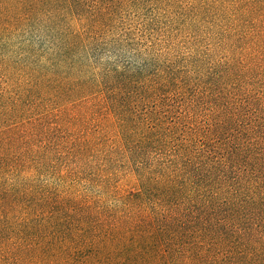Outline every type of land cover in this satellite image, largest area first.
Here are the masks:
<instances>
[{
  "label": "trees",
  "instance_id": "obj_1",
  "mask_svg": "<svg viewBox=\"0 0 264 264\" xmlns=\"http://www.w3.org/2000/svg\"><path fill=\"white\" fill-rule=\"evenodd\" d=\"M0 264H264V0H0Z\"/></svg>",
  "mask_w": 264,
  "mask_h": 264
}]
</instances>
